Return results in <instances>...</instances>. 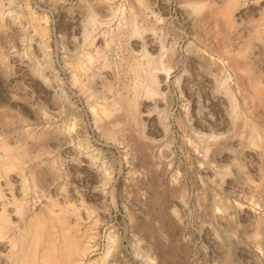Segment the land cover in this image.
<instances>
[{
  "label": "rangeland",
  "instance_id": "obj_1",
  "mask_svg": "<svg viewBox=\"0 0 264 264\" xmlns=\"http://www.w3.org/2000/svg\"><path fill=\"white\" fill-rule=\"evenodd\" d=\"M0 9V264H264V0Z\"/></svg>",
  "mask_w": 264,
  "mask_h": 264
},
{
  "label": "bare ground",
  "instance_id": "obj_2",
  "mask_svg": "<svg viewBox=\"0 0 264 264\" xmlns=\"http://www.w3.org/2000/svg\"><path fill=\"white\" fill-rule=\"evenodd\" d=\"M2 6H3V5H2ZM2 8H3V7H2ZM2 8H1V9H2ZM1 9H0V10H1ZM2 10H3V9H2ZM2 10H1V11H2ZM1 11H0V17H1L2 19L5 18V17H7L8 13L6 14V13L4 12L5 9H4L3 13H2ZM9 15H10V14H9ZM9 15H8V16H9ZM9 18H11V16H10ZM3 20H4V19H3ZM1 21H2V20H1ZM90 21H91V20H90ZM90 21H89V22H90ZM92 22H93V21H92ZM92 22H91V23H92ZM4 28H5V27H4ZM1 29H2V28H1ZM1 32H2V31H1ZM85 34H86V33H85ZM86 35H87V34H86ZM83 39H86V38H83ZM150 79H151V78H150ZM147 80H148V79H147ZM152 80H153V78H152ZM150 81H151V80H149V82H150ZM153 85L155 86L154 81H152V82L149 83V85L147 86V89H148V93H147V94H150L149 92H150V90L153 89ZM145 92H146V91H145ZM149 96H150V95H149ZM8 198H9V197H8ZM4 199H5V198H4ZM8 200H10V198H9Z\"/></svg>",
  "mask_w": 264,
  "mask_h": 264
}]
</instances>
